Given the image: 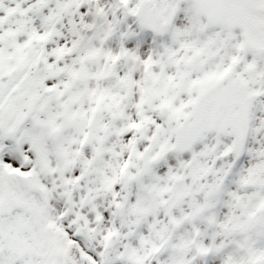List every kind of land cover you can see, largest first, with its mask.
I'll use <instances>...</instances> for the list:
<instances>
[{
  "label": "snow or ice",
  "instance_id": "snow-or-ice-1",
  "mask_svg": "<svg viewBox=\"0 0 264 264\" xmlns=\"http://www.w3.org/2000/svg\"><path fill=\"white\" fill-rule=\"evenodd\" d=\"M0 264H264V0H0Z\"/></svg>",
  "mask_w": 264,
  "mask_h": 264
}]
</instances>
